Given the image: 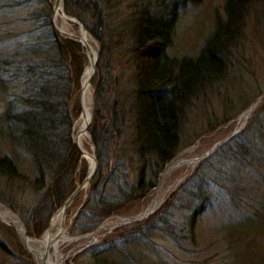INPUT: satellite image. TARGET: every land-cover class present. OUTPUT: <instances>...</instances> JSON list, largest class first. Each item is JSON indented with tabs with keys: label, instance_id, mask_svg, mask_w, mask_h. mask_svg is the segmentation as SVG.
I'll list each match as a JSON object with an SVG mask.
<instances>
[{
	"label": "trees",
	"instance_id": "1",
	"mask_svg": "<svg viewBox=\"0 0 264 264\" xmlns=\"http://www.w3.org/2000/svg\"><path fill=\"white\" fill-rule=\"evenodd\" d=\"M128 1L131 0H62L63 12L74 18L99 46L93 113L87 130L94 147V175L108 167L111 149L123 132L127 135L123 150L128 160L137 157L136 164L129 162L130 166L135 165L136 178L131 189L125 191L124 201L82 209L74 219L80 234L93 231L117 208L145 197L154 188L157 175L185 147L181 126L187 111L193 104L207 101L227 78L234 59H238L246 17L256 6L260 7L264 25V0H224L222 16H215L213 27L197 53L178 58L168 52L178 13L185 5L201 0L134 1L126 6L130 12L124 23L110 29L108 18L120 16L121 7L124 9ZM109 10L112 12L108 13ZM41 16L29 11L21 18L31 27L24 39L16 47L7 43L9 50L8 46L0 49L3 97L0 140L6 148L0 152V180L7 183L8 187H3L6 192L15 186L8 196L0 189V203L19 214L26 234L34 238L73 191L76 170L83 160L71 137L69 142V117L65 109L82 73L79 46L81 51L82 47L77 42L60 39L47 20L40 21ZM7 34L4 31L3 37H9ZM123 35L131 44L132 90L125 95H111L113 91L107 88L100 71L117 42L111 37ZM223 116L219 124L228 121L226 114ZM236 146L246 150L242 143ZM146 174H151L147 180ZM94 187L93 184V190ZM29 190L35 192L25 207L26 212L31 211L30 218L22 217L18 212L21 206L15 200ZM109 206L116 209L107 211ZM31 220L35 222L33 225ZM134 239L128 233L123 244L135 243ZM111 242L101 252H91V261L79 262L124 264L126 252H120ZM111 252L122 261L114 263ZM0 256L7 264H35L16 244L12 229L1 224Z\"/></svg>",
	"mask_w": 264,
	"mask_h": 264
},
{
	"label": "rangeland",
	"instance_id": "2",
	"mask_svg": "<svg viewBox=\"0 0 264 264\" xmlns=\"http://www.w3.org/2000/svg\"><path fill=\"white\" fill-rule=\"evenodd\" d=\"M54 1L44 0L43 4L40 0H0V49L8 46L7 43L16 47L17 43L24 39L25 32L31 27L22 22L21 18L29 11L40 13V21L47 20L52 29L50 16ZM134 1L142 0L128 1L124 9L121 7L120 16L118 14L115 19L108 18L110 29L124 23L125 15L130 12L126 6ZM149 1L153 3L158 0H146ZM223 4L224 0H201L197 4L185 5L178 13L169 54L178 58L194 56L210 33L215 16H222ZM46 12L48 14L45 16ZM110 12L112 11L109 10L108 13ZM69 24L67 29L71 33H77L78 26L72 22ZM6 30L9 37H3ZM113 37V42H117L113 43L105 57V65L100 73L105 78L107 88L113 91L111 95H125L132 90L130 39L126 35L121 38ZM94 45L98 55L99 46L95 41ZM9 47L6 50H9ZM79 49L82 72L86 57L80 46ZM236 57L238 59H234L223 84L210 94L206 102L195 103L187 111L181 126V141L185 147L173 159L188 149H192L194 156L207 154L206 157L169 192L163 201L164 204L155 208L154 213L147 218L121 224L124 219H135L146 209L159 184L165 189L172 187L182 175L183 168L175 170L160 183L164 167L157 175L154 188L145 197L135 199L117 209L109 206L107 211L116 210L106 216L95 230L80 234L76 231L78 227L74 225V219L82 209H93L99 207L100 203L123 202L127 193L125 191H129L134 184L135 165L129 164H136L137 157L128 160L123 150L127 135L123 132L111 149L112 153L107 159L108 167L103 168L101 174L94 175V171L90 181L76 193L68 209L66 208L65 224L70 237L76 240L62 247L67 256L65 264L91 261V252H101L107 247L109 240L114 246L117 245L116 249H120V252H126L123 254L126 257L124 264H264V25L259 6L246 17L241 50ZM94 78L95 71L91 79L92 91ZM79 81L80 79H76V86L72 89L65 107L69 117L70 143L73 124L81 113L78 99L81 90ZM253 104L254 109L248 118L239 120ZM92 108L86 132L91 126ZM2 110L3 97L0 94V113ZM224 114L228 121L219 124L224 119ZM240 143L246 147L245 151L237 148L236 145ZM87 149L94 155L89 134ZM5 150L4 143L0 140V152ZM82 159L81 166L76 170L75 187L81 184L89 171L88 161ZM150 176L151 174H146L145 180ZM3 187L8 185L4 180H0V189L6 196L15 190V186H12L6 192ZM34 194L33 190H29L24 193V197L15 199L21 206L18 212L22 217H31V211L26 212L25 207ZM11 212L18 216L17 220L28 236L19 214ZM50 218L39 236L47 229ZM31 222V225L35 223L33 220ZM0 224L9 230L12 229L16 244L35 263L16 228L1 220ZM128 233L135 238V243L126 246L123 242ZM111 255L114 257V263L122 261L120 257L113 255V252ZM80 260L82 261L79 262ZM0 264H7V261Z\"/></svg>",
	"mask_w": 264,
	"mask_h": 264
},
{
	"label": "bare ground",
	"instance_id": "3",
	"mask_svg": "<svg viewBox=\"0 0 264 264\" xmlns=\"http://www.w3.org/2000/svg\"><path fill=\"white\" fill-rule=\"evenodd\" d=\"M54 3H56V1H54ZM51 19L57 26V28L61 31L62 35L64 34L65 36L67 35L72 37L77 43L81 45L82 52L86 57V63L79 78L81 90L78 99L81 113L72 127V142L79 150L82 158L88 161L89 171L87 173H90L92 170V156L94 155L89 151V149H87L88 134L86 132V127L91 117V79L93 77L92 70L96 56V46L94 45V40L92 39V37L85 30L83 31L78 27L77 33H71L67 29V26L70 25L69 23L74 22L64 15L60 0L57 1L56 5L53 4ZM253 109L254 104L239 117V120H246ZM203 157V155H192V149H188L185 152L181 153L177 158L173 159L162 172L160 183L167 176L171 175L172 172L179 168H183L182 175L169 189H165L161 186V184H159L154 196L151 198V201L147 205L146 209L141 214L137 215L135 217V220L140 221L151 215L155 208H158L163 203L165 198H167L169 192L177 187L184 179V177L187 174L189 175V173L193 171V168H195L199 164V162L204 159ZM17 217L14 216L11 211L5 209V207L0 204V220L6 224H11L16 228L17 233L21 237L26 250L30 254H32L36 264H65L67 256L66 254H64L62 247L76 240V238L73 239L72 237H70L68 233V229L65 224L66 210L58 208L50 218L47 229L39 238L36 239L30 238L23 233ZM100 228H102V226Z\"/></svg>",
	"mask_w": 264,
	"mask_h": 264
},
{
	"label": "water",
	"instance_id": "4",
	"mask_svg": "<svg viewBox=\"0 0 264 264\" xmlns=\"http://www.w3.org/2000/svg\"><path fill=\"white\" fill-rule=\"evenodd\" d=\"M56 1V3H57V1H59V0H55ZM60 2H61V4H62V1L60 0ZM56 3H54V5H56ZM64 13V12H63ZM64 15L67 17V18H69L70 20H72L74 23H75V25H77L80 29H82L83 31H84V29L82 28V26L74 19V18H72V17H70V16H68V15H66L65 13H64ZM50 22H51V26H52V30H53V32H55L56 34H58L61 38H63V39H66V40H69V41H72V42H76L75 41V39H73L72 37H70V36H65L64 34L62 35L61 34V31L54 25V23H53V21H52V19H51V16H50ZM97 55L95 56V60H94V64H93V70H92V73L94 72V69H95V62H96V60H97ZM91 108H92V104H91ZM90 124V120H89V122H88V124H87V127H88V125ZM223 143V142H222ZM77 150V149H76ZM212 151V150H211ZM77 152H78V150H77ZM79 153V152H78ZM209 154V153H208ZM206 155L207 154H205V155H203L204 157L203 158H205L206 157ZM95 166H96V162H95V159H94V156H92V170H91V172L90 173H87L86 175H85V177L83 178V180H82V182H81V184H79L78 186H76L75 187V189L69 194V196L64 200V202L62 203V205L59 207V208H61V209H63V210H66V208L68 207V205L70 204V202H71V200L73 199V197L76 195V193L79 191V190H81V188H83L89 181H90V179H91V177H92V175H93V173H94V171H95ZM137 220H135V219H133V220H129V219H124L123 220V222L121 223V224H123V223H131V222H136ZM20 228L22 229V231H23V233H24V229H23V227H22V225L20 224ZM25 234V233H24ZM74 239V238H73Z\"/></svg>",
	"mask_w": 264,
	"mask_h": 264
}]
</instances>
